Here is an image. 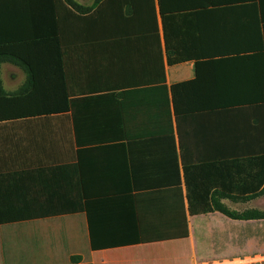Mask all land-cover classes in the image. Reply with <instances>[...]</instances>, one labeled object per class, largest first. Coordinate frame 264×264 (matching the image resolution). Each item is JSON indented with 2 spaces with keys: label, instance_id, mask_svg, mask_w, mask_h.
Here are the masks:
<instances>
[{
  "label": "crops",
  "instance_id": "1",
  "mask_svg": "<svg viewBox=\"0 0 264 264\" xmlns=\"http://www.w3.org/2000/svg\"><path fill=\"white\" fill-rule=\"evenodd\" d=\"M25 31L0 23V264L264 254V221L193 216L187 197L188 168L211 189L222 166L234 186L236 160L247 187L262 179L264 0H102L67 13L63 79L46 45L11 42ZM261 198L222 203L264 212ZM216 219L200 254L197 223Z\"/></svg>",
  "mask_w": 264,
  "mask_h": 264
},
{
  "label": "trees",
  "instance_id": "2",
  "mask_svg": "<svg viewBox=\"0 0 264 264\" xmlns=\"http://www.w3.org/2000/svg\"><path fill=\"white\" fill-rule=\"evenodd\" d=\"M102 0H95L92 6H83L75 0H0V23L10 26L23 25L26 29L20 37H11L13 40L19 39L23 42L31 40L39 41L46 45L47 53L53 57L57 72L64 77V63L62 55L61 25L66 20V14L71 13L77 16H89L97 8ZM167 52L170 54L169 47ZM171 55V54H170ZM185 59L172 57L170 65L184 62ZM178 85L173 87V93L178 89ZM0 95L5 97L0 79ZM17 96V95H16ZM15 97V96H14ZM264 102V101H263ZM261 170L263 172L260 183L255 188H249L243 183L245 169L242 160L234 161L233 178L235 184L229 188L226 186V167L222 166L219 172V189L209 188L205 181L207 175L201 179H194V169L187 170V192L188 211L191 215L207 214L219 212L224 216L239 221H264V212L258 210H248L237 212L230 210L222 203L223 200H230L234 203H247L264 196V158L261 160ZM196 170V168H195ZM197 171V170H196ZM192 172V174H191ZM192 177V178H191ZM202 181V182H201ZM186 238L189 237L187 225ZM183 238V237H181ZM157 240H169L168 238ZM78 260L77 258L73 259Z\"/></svg>",
  "mask_w": 264,
  "mask_h": 264
},
{
  "label": "rangeland",
  "instance_id": "3",
  "mask_svg": "<svg viewBox=\"0 0 264 264\" xmlns=\"http://www.w3.org/2000/svg\"><path fill=\"white\" fill-rule=\"evenodd\" d=\"M80 2H82L85 5H91L93 3L94 0H79ZM254 208H258L261 207L264 209V198H261L257 201H255L254 203ZM236 206V210L238 211H244L247 206L242 205V204H238L235 205ZM196 244L199 250V253H202V248H206L207 245H212L213 240H214V236H215V232L213 231V229H215V231H222V226L220 224V222L216 219V220H210L207 222H198L197 223V228H196ZM222 242H220V244L218 245H223L225 244V237L222 238ZM189 245V244H188ZM250 258L244 259V257L242 255H237V253H235V255H231L230 257L226 254V252L220 254L217 257H213L209 252L208 253H204L203 256V263L204 264H264V254H259V253H253V254H249Z\"/></svg>",
  "mask_w": 264,
  "mask_h": 264
}]
</instances>
